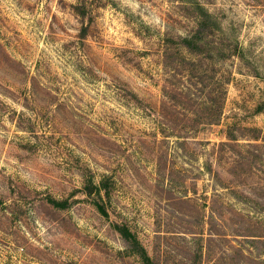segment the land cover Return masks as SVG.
Segmentation results:
<instances>
[{
    "label": "rangeland",
    "instance_id": "1",
    "mask_svg": "<svg viewBox=\"0 0 264 264\" xmlns=\"http://www.w3.org/2000/svg\"><path fill=\"white\" fill-rule=\"evenodd\" d=\"M147 257L264 264V0H0V264Z\"/></svg>",
    "mask_w": 264,
    "mask_h": 264
},
{
    "label": "trees",
    "instance_id": "2",
    "mask_svg": "<svg viewBox=\"0 0 264 264\" xmlns=\"http://www.w3.org/2000/svg\"><path fill=\"white\" fill-rule=\"evenodd\" d=\"M206 16H204L203 20H199V22L197 23L196 26V31L195 33L189 38H182L181 42L178 43V45H180L179 47H182L185 50H188L189 52L192 53H196L197 50L199 49V43L203 41V36H205V34L212 29L209 27V25H207V20H209L211 18L210 14L205 13ZM225 55V53H224ZM228 75V74H227ZM220 81V80H219ZM232 81V78L230 76H223V79L221 80V84L223 86V96L221 98V104L219 103L216 106H211L208 107L207 110V115L212 119V121L210 123H200V124H195L192 125V129L190 130V133H194L199 131V127H204V126H209V125H215L218 124L219 120L222 118L223 113H224V103H225V96L227 94V85ZM234 128V129H233ZM236 125H229L228 126V132H227V137L229 140L231 141H236L238 140L236 137ZM254 131H258V130H254ZM254 141H258V136L252 138ZM223 145H227L228 143H222ZM104 186V187H103ZM102 188H105V185L101 186ZM90 193H92L90 191ZM103 214L105 213V210L102 208V210H100ZM120 228V232L122 233V235L126 238L132 237L131 232L125 228V227H119ZM135 243L137 246H139V243L136 242ZM147 262L149 264V258L147 257Z\"/></svg>",
    "mask_w": 264,
    "mask_h": 264
}]
</instances>
